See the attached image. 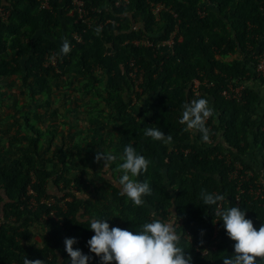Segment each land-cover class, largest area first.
Returning a JSON list of instances; mask_svg holds the SVG:
<instances>
[{"label":"trees","instance_id":"16d2710c","mask_svg":"<svg viewBox=\"0 0 264 264\" xmlns=\"http://www.w3.org/2000/svg\"><path fill=\"white\" fill-rule=\"evenodd\" d=\"M79 1L87 11L81 18L77 12L69 14L74 9L71 0H49V10H41L37 0H0V9L8 12L6 20L0 19V83L19 81L17 96L28 93L33 102L46 99L28 109L30 104L20 105L18 97L14 115L3 119L7 128L22 127L27 137L26 145L11 153L10 141L14 144L18 135L10 136L5 143L9 153L3 147L0 151V264H23L26 256L45 264H70L66 238H76L73 248L91 256L89 264H101L87 244L94 235L88 223L92 218L117 221V227L133 233L154 218L178 220L181 245L192 256V264H223L224 257L234 254L235 241L214 214L218 206L246 210L257 230L264 224V182L257 172L264 171V88L255 82L253 57L258 47L264 48V0H128L119 6L116 0ZM150 3L166 8L158 22ZM177 21L182 41L172 50L156 48ZM135 23L142 28L132 31ZM142 37L155 46L131 43ZM65 39L71 45L67 55L60 51ZM62 78L88 101L80 109H74L78 106L74 98L68 104V97L58 102L60 113L51 109ZM195 79L200 81L198 96L190 86ZM138 80L140 91L134 87ZM233 82L244 86L238 101L222 96ZM4 93L0 88L3 99ZM199 98H207L214 109L206 121L211 132L207 143L199 132L185 131L186 125L179 122L183 105ZM39 123L47 127L42 130ZM148 127L171 135L173 143L146 137ZM63 132L71 133L69 144ZM76 137L79 141H74ZM129 144L151 162L146 173L134 178L147 181L152 189L143 206L121 195L117 184L118 165L123 162L119 157ZM97 151L111 153L116 160L107 168L112 181L101 178L102 186L91 189L86 171L98 177ZM237 166L247 180L232 177ZM77 167L78 172L69 176ZM49 186L58 194L50 193ZM202 190L226 199L205 205ZM37 225L48 229L40 246L31 242L30 227ZM213 243L215 249L202 256L204 246Z\"/></svg>","mask_w":264,"mask_h":264},{"label":"clouds","instance_id":"9594fccd","mask_svg":"<svg viewBox=\"0 0 264 264\" xmlns=\"http://www.w3.org/2000/svg\"><path fill=\"white\" fill-rule=\"evenodd\" d=\"M96 32L99 34L100 29L97 28ZM60 51L63 55L71 52V45L67 39L64 40ZM260 78L263 81H260ZM256 79L264 88V78L256 76ZM193 81L190 85L191 90ZM250 83L253 81L251 80ZM213 114L214 109L207 98L194 99L183 105L182 118L179 122L186 125L185 131H192L193 134L199 132L202 141L207 143L211 132L206 126V121ZM144 135L165 145L173 143L172 136L165 135L158 127L146 128ZM95 159L97 162L103 160V166L108 168L116 157L111 153L97 151ZM119 159L123 161L118 165L121 175L117 181L121 195H125L135 206H143L144 197L151 195L152 189L147 181L141 182L134 178L146 173L151 162L145 156L138 154L131 144L124 147ZM200 195L203 203L209 206L219 205L226 199L223 194L208 193L205 190H202ZM246 212L238 206L227 209L218 206L214 210V214L221 217L228 237L235 241L234 254L224 257L223 264H258V258L260 264H264V224H261L257 230L253 221L246 218ZM153 216L155 217V213ZM107 220L92 218L88 221L94 235L87 244L90 252L99 257L101 264H113V262L115 264H192V256L186 254V249L181 245V234L176 228L178 220L165 221L154 218L151 222L141 225L140 230L135 233L120 227H110ZM76 243V238H66L64 241L70 264H89L92 257L85 255L78 248L74 249L73 245ZM23 264H45V261L30 260L26 256Z\"/></svg>","mask_w":264,"mask_h":264},{"label":"rangeland","instance_id":"374dc122","mask_svg":"<svg viewBox=\"0 0 264 264\" xmlns=\"http://www.w3.org/2000/svg\"><path fill=\"white\" fill-rule=\"evenodd\" d=\"M150 6L152 5V3H150L149 4ZM155 5H159V6H162V4H155ZM150 10H151V12H152V10L153 11H155V9H154V7L152 6V7H150ZM164 10H166V8L164 7ZM163 11V10H162ZM1 12H3L2 10H1ZM153 18H154V21L155 22H158L159 20H160V15L159 16H157L155 13H154V15H153ZM1 19V18H0ZM139 24V25H138ZM134 25V27H136L137 28V30L139 29V28H142L141 26H142V24H140V23H135V24H133ZM132 25V26H133ZM171 39L169 40V42H171V43H168V45H174V43L175 42H181L182 41V34L181 35H179V36H176V39L174 40V43H173V33H171ZM178 38H180V39H178ZM248 47L249 48H251L250 47V45H248ZM172 48V47H171ZM170 48V50H172ZM169 52H171V51H169ZM169 52H167V53H169ZM167 53H165V54H163V55H166ZM235 56H232V57H230V58H227L228 60H231L232 58H234ZM54 60V58L52 57V58H50V61L52 62ZM164 63H162V62H160L159 63V68H161V66L163 65ZM64 78H62L60 81H58L57 82V84H59V85H61L62 87L59 89V90H55L54 91V95H55V102L53 101L52 102V104H51V109H56V111L58 112V113H60L61 112V109H60V107H59V103L60 102H62V100L65 98V97H68L69 98V100H68V104H72V102H71V100L74 98V100L77 102V104H78V106L77 107H74V109H80L81 107H82V105L84 104V103H87L88 101L87 100H85V101H83V98H79L80 96H78L77 95V91H71V89L65 84V82H66V80H64ZM60 82V83H59ZM136 82V81H135ZM134 82V87H135V89L136 90H138V91H140L138 88H136V87H138V84L140 83V80H138L136 83ZM199 83H200V81H198ZM202 83H204V82H202ZM3 85V86H2ZM194 87V85H192V88ZM0 88H2L3 90H4V92L7 94V96L5 95L4 97V99H6V100H4L1 96H0V151H2V146L5 148V147H7V146H5V144L3 143V141L4 140H2V139H5V140H7V139H9V137L10 136H16V135H18V137H17V139H16V142H14V144H12L13 143V140H11L10 142H11V148H9V151L11 152H14L15 150H16V148H20V147H23L24 145H26L25 144V142L23 141V139L24 138H26L27 137V133L23 130V128L21 127V129H19L18 127L17 128H15V126H11L10 128H7V126H6V122H5V120H3L5 117H7L8 115H14V112L16 111V108H14L13 107V103L16 101V99L19 97V96H17L16 95V90L18 91V90H21V86H20V84H19V81H9V82H7V80L6 81H2L1 83H0ZM69 88V89H68ZM9 89V93H7V90ZM66 92V93H65ZM28 93H25V94H23L22 96H20L19 97V100H20V102H19V104L21 103V104H24V105H27V104H30V108L29 107H27L28 109H34L35 108V105L36 104H43L45 101H46V99L45 98H43V97H38L37 98V100H36V102H33V101H31L28 97ZM59 102V103H58ZM5 103H7L8 105H9V107L7 108H5L4 107V104ZM20 104V105H21ZM19 109H21L20 107H18ZM64 108V107H63ZM139 109H140V111H141V106H139L138 107ZM24 110H26L25 108H24ZM48 111V110H47ZM78 112H80V110L78 111ZM51 113V112H50ZM64 113V112H63ZM33 113H30V116L29 117H33V115H32ZM68 113H66V115H67ZM20 116H23V114L22 113H20ZM66 117V116H65ZM61 115H60V117H59V121H60V123L61 124H63V122H64V118H61ZM82 118H83V116H81L80 117V115H79V120H78V123H82ZM66 119V122L69 124H72V122H71V120H70V118H68V116H67V118H65ZM29 122L34 126V128H37L36 127V125H35V122L33 121V120H29ZM84 122V121H83ZM69 124V125H70ZM38 126H39V128H41L42 130H44V128H46L47 126H44L43 124H41V123H39L38 124ZM80 126H82V124H80ZM78 128H79V126H76L74 129L75 130H78ZM83 128V127H82ZM49 129V128H48ZM63 130H64V128H63ZM80 130H82V129H80ZM80 130H78V131H80ZM62 133V131H59L58 133H57V139H59V136H60V134ZM66 133L65 132H63V135H65ZM68 134V135H67ZM66 134V138H64V142L65 143H68L69 144V138H70V136H71V133L69 134V133H67ZM55 138V139H56ZM62 140V138L61 139H59L58 141L60 142ZM74 141H79V137H76L75 138V140ZM8 148V147H7ZM11 154V153H10ZM13 155L14 154H11V156L10 157H13ZM255 160V158H250V161H254ZM95 169L97 170V173H98V177H93V173H92V171L90 170V172H87L86 171V173H87V175H86V180H87V182L90 184L89 186H90V188L92 189V187L94 188V187H100V186H102V184H103V182L101 181V178H102V180L104 181V178L106 179H109V180H111L112 178H111V173H109V170L107 169V168H105L104 166H103V164H104V162L103 161H99V162H97L96 161V159H95ZM105 171V172H104ZM78 172V167H77V169L75 168V169H73L72 170V172L69 174V176L70 175H74V174H76ZM257 172H259V176H260V180H262L263 182H264V171H262L260 168L257 170ZM107 173V174H106ZM261 175H263V176H261ZM242 178L241 179H244V180H247L248 178L246 177V176H244V175H242L241 176ZM112 181V180H111ZM92 186V187H91ZM48 190H49V192L51 193H54V194H58L57 192L58 191H56L55 190V188L53 187V186H49L48 187ZM88 192H89V189L88 190H86L85 192H84V195L86 196L87 194H88ZM58 196H61V194H59ZM68 200V199H67ZM66 201V200H65ZM65 201H63V202H65ZM50 203H52V200L50 201ZM117 224H118V222L117 221H114V220H110L109 221V225H110V227H117ZM34 228L35 229H37L38 231H39V234L41 233V236H34V237H36L37 238V240L39 241H41V239H42V236L43 235H46V234H48V229H46V228H40V226H34ZM33 237V236H32ZM34 240V239H33ZM31 242H34V241H31ZM41 244V243H40ZM40 244H39V246H40Z\"/></svg>","mask_w":264,"mask_h":264},{"label":"built area","instance_id":"2783aa9c","mask_svg":"<svg viewBox=\"0 0 264 264\" xmlns=\"http://www.w3.org/2000/svg\"><path fill=\"white\" fill-rule=\"evenodd\" d=\"M37 1L39 2V7L41 10H49L50 9L49 0H37ZM71 2L74 5V9L70 11L71 14H73V12H77L79 18H81L82 16L87 14V11L85 10V7L83 6V3H81L79 0H71ZM121 2L127 3L128 0H116L115 5L119 6ZM152 6L155 9V11L152 10V12L150 10L152 15H154V13H155L157 16H159L161 11L164 9L163 6L152 4L150 7H152ZM2 11L3 12H1V9H0V18H1V20H6V18L8 16V12L5 10H2ZM173 17L176 18V15L173 14ZM178 24H179V22L177 21L173 27V30L170 32L168 38L166 40H163V41L157 43L156 48L166 46L170 49L172 47V45L170 46V45H168V43H171V42H169V40L172 38L171 33H173V35H174L173 36V43H174V40L176 39V36H178V34H179ZM131 29L133 31L137 30V28L134 26ZM72 36L76 41L80 40V38L77 34H73ZM178 39H180V38H178ZM131 43L133 45H135L136 47H143V48L155 46V45L153 46L152 43L147 38H144V37H142L138 40L134 39L131 41ZM260 47H262V46H260ZM260 47H258V49L253 53V57L256 60V63H255L256 76L264 78V48H260ZM192 85H194V87L192 88V92H193L194 96L199 95V82L195 80V81H193ZM243 89H244V86L240 82H233V83H230L228 85L227 89L222 91V96H224L226 99H230V100L235 99L238 101L241 98ZM239 169H241V167L237 166L236 169L232 172V177L233 178L238 177L239 181L241 182L244 179H241L242 175L239 174V172H238ZM247 175H250V172ZM28 194H32V192L29 190ZM50 201L51 200H47V201L42 200L41 203L47 204L48 206H50L52 204V203H50ZM30 204H34L33 200H31ZM49 216L52 217L55 221H57V217L54 216L53 212H50ZM42 218L45 219L46 218L45 215H43ZM179 225H180V222L177 223L176 227H178ZM215 235H216V229L214 230L213 238L215 237ZM214 244L215 243L204 246V249L201 250L200 254L202 256H205L208 254V252L213 251L215 249Z\"/></svg>","mask_w":264,"mask_h":264},{"label":"crops","instance_id":"0c3cea01","mask_svg":"<svg viewBox=\"0 0 264 264\" xmlns=\"http://www.w3.org/2000/svg\"><path fill=\"white\" fill-rule=\"evenodd\" d=\"M255 82H256V84H257L259 87H262L261 84H260L258 81H255ZM16 91H17V90H16ZM9 92H10V91H9V89H8V90H7V93H9ZM1 95H3V94H0V96H1ZM4 95H7V94L4 93ZM2 140H4L3 143L5 144V143L7 142L8 139H7V140L2 139ZM2 147H3V146H2ZM7 150H8L7 147H5V148L3 147V151H7ZM7 152H8V151H7ZM8 153H9V152H8ZM11 153H12V152H11ZM261 176H262V175H261ZM30 229H32L31 232H32V234H33V237H32V239H31V241H34V243H36L37 245H39V244L41 243V241H40V240L38 241L37 238L34 237V236L36 235V236L39 237V236H41V233L39 234V231H38L37 229L33 228V227H32V228L30 227ZM33 239H34V240H33Z\"/></svg>","mask_w":264,"mask_h":264}]
</instances>
